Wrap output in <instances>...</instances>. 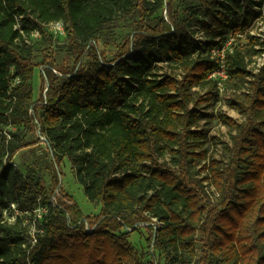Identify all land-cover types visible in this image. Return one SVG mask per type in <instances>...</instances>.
<instances>
[{"label":"trees","instance_id":"1","mask_svg":"<svg viewBox=\"0 0 264 264\" xmlns=\"http://www.w3.org/2000/svg\"><path fill=\"white\" fill-rule=\"evenodd\" d=\"M257 22L264 27V0H0V127L9 135H0V264H158L129 242L142 223L156 227L148 247L159 257L173 252V263L264 264V64L252 67L264 36L250 34ZM56 23L78 55L64 67L45 54L46 91L35 99L37 65L24 35L51 37ZM120 25L130 34L103 43L115 49L108 60L98 41ZM237 34L244 37L228 57L220 97L207 52ZM228 92L240 120L208 112ZM212 121L235 133L222 168L204 148L217 141ZM36 132L35 144L53 157L51 189L12 164ZM165 156L174 168L159 163ZM66 161L99 205L96 217L59 189ZM201 161L204 176L190 182L187 170ZM11 205L8 224L2 211Z\"/></svg>","mask_w":264,"mask_h":264},{"label":"rangeland","instance_id":"2","mask_svg":"<svg viewBox=\"0 0 264 264\" xmlns=\"http://www.w3.org/2000/svg\"><path fill=\"white\" fill-rule=\"evenodd\" d=\"M256 26V24L254 25ZM255 28V27H254ZM49 29V27H48ZM52 34L51 37H43L42 35H38L32 32L29 35H24V42L30 48V53L32 56L33 62L37 65L34 72L33 77V88H34V97L38 99L40 96H43L45 91H43V84L40 80V72L43 70L40 63L43 60L45 54L49 51L52 52V56L56 61L57 65L64 67H72L73 61L78 55V50L72 47L69 37H67L66 31H64L63 35L56 34L55 30H49ZM256 33L254 30H252ZM130 34V28L127 25H120L118 29L115 31L108 33L105 35V40L98 41V48L100 51L105 52L108 60L112 59L113 54L115 53V49L113 46H108L104 48L103 43L107 40H111L117 43H121L123 39ZM244 37V35H242ZM86 59L84 60V62ZM160 72L169 74L171 72L170 68L163 67L160 69ZM46 85V84H45ZM230 98V93L228 92V96L221 100L214 108L210 109L208 112L213 113L216 111H221L226 116L240 120V116L233 109L229 108L225 101ZM211 128L210 135L217 139L216 144L211 142L207 143L204 148L207 149V156H212L215 160L220 161L221 168L226 166L229 161L230 153L228 148L231 146V136L234 135V132H230V130L224 126L219 125L216 121H212L209 125ZM4 130H11V132H15V129L11 127L3 126ZM8 132V131H7ZM39 136V133L36 132V135L26 136V141L33 144L31 147L27 149H23L17 152L12 159V164L23 174L26 176H30L34 179L41 180L43 184L51 189L52 188V180L56 176L55 165L53 161V157L51 153L47 150V145L45 143L35 144L36 138ZM159 163H165L167 167L170 159L168 156L160 157L158 159ZM206 161H201L200 163L195 164L187 170V178L190 182H194L199 180L204 176V174H200L199 170ZM183 169V168H182ZM181 169V170H182ZM62 177H60V185L59 189L62 190L65 194L72 197L73 201L79 207L80 211L85 217L94 218L99 213V205H95L89 202L83 192L82 186L77 182L74 173L71 169V166L68 161L64 163L59 172ZM58 174V173H57ZM207 185V183H204ZM207 192L211 195L212 201L215 199L214 195L212 196V192L214 191L212 187H207ZM56 196H59V191L55 192ZM11 210H3L2 216L4 221L8 224H12L14 222V217H16V213L14 211L13 206H10ZM44 208H39L35 211V218H40L43 214ZM141 225V226H140ZM137 225V230L134 233H131L129 236V242L138 252H150L153 258L156 261L158 258V264H176L175 255L173 252L169 254V258L167 255L163 254L162 257H159L158 252L154 253L155 249L148 247L147 241L150 233L155 234V227L153 226L152 231H150L145 226V223ZM32 234L35 232L33 228L29 230ZM30 234V235H31ZM30 237V236H29ZM27 239V242L31 241V238ZM198 238V235H196ZM199 240V238L197 239ZM197 246L200 247V242H197ZM156 254V256H155ZM160 260V261H159Z\"/></svg>","mask_w":264,"mask_h":264},{"label":"built area","instance_id":"3","mask_svg":"<svg viewBox=\"0 0 264 264\" xmlns=\"http://www.w3.org/2000/svg\"><path fill=\"white\" fill-rule=\"evenodd\" d=\"M55 30L54 32L59 35L64 34V28L61 23L53 24L50 28V30ZM253 30L256 32L254 33L252 30L250 32L251 35H260L264 36V27L260 22L256 23L255 28ZM37 34V33H36ZM243 38L242 35H229L219 46L211 48L207 52V56L214 64V69L212 70L211 74L209 75V79L215 81L216 83V90L220 97H224L226 93V82L229 78L227 73V63H228V57L233 53L234 46L236 44V39ZM255 62L253 63L252 67L254 66V72L257 73L258 69L261 68V66L264 64V53L254 58ZM15 82H18V79L14 80ZM0 135L5 136L6 138H9V135L1 130L0 127ZM41 141H44V138L40 137ZM43 212L45 209H42ZM141 226V225H140ZM156 229V227H155ZM127 231H130L128 229ZM31 242H35L33 239Z\"/></svg>","mask_w":264,"mask_h":264},{"label":"water","instance_id":"4","mask_svg":"<svg viewBox=\"0 0 264 264\" xmlns=\"http://www.w3.org/2000/svg\"><path fill=\"white\" fill-rule=\"evenodd\" d=\"M46 91V90H45ZM57 173H58V177L60 178L61 176H60V173H59V171H57Z\"/></svg>","mask_w":264,"mask_h":264}]
</instances>
